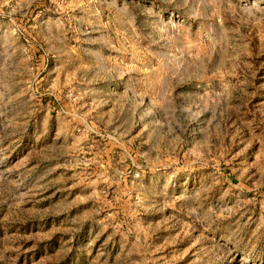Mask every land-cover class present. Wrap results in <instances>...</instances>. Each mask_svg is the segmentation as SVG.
<instances>
[{"label":"rangeland","instance_id":"1","mask_svg":"<svg viewBox=\"0 0 264 264\" xmlns=\"http://www.w3.org/2000/svg\"><path fill=\"white\" fill-rule=\"evenodd\" d=\"M0 264H264V0H0Z\"/></svg>","mask_w":264,"mask_h":264}]
</instances>
